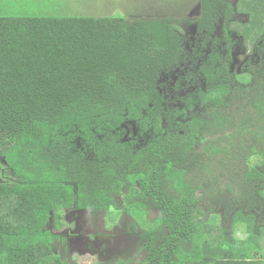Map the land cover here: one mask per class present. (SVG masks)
<instances>
[{"label":"trees","instance_id":"trees-1","mask_svg":"<svg viewBox=\"0 0 264 264\" xmlns=\"http://www.w3.org/2000/svg\"><path fill=\"white\" fill-rule=\"evenodd\" d=\"M6 8L0 4V152L12 180L0 182V264H63L45 227L50 218L56 221L74 204L107 208L108 192L123 183L156 186L166 207L182 209L166 215L187 228L186 207L199 201L191 185L198 187L207 173L226 169L233 175L229 171L239 164L243 146L237 138L264 126L257 87L254 102H246L237 97L241 86L223 83L219 69L215 77L213 68L203 66L198 73L204 70L211 83L218 79L217 88L210 83L200 90L201 100L195 94L178 97L184 107L170 104L159 79L186 54L171 19L131 22L27 10L1 15ZM220 11L229 17L232 7L224 0H201L198 31H212ZM226 95L236 101H225ZM194 102L203 106L201 115L186 120ZM129 119L140 127L141 145L125 139ZM168 177L174 181L166 182ZM147 201L154 198L148 195ZM204 233L194 223L191 237L197 243ZM253 233L246 230L245 245L228 243L236 264H257L248 260L255 252L264 256V243L255 244ZM190 235L182 237L180 253L189 249Z\"/></svg>","mask_w":264,"mask_h":264},{"label":"flooded vegetation","instance_id":"flooded-vegetation-1","mask_svg":"<svg viewBox=\"0 0 264 264\" xmlns=\"http://www.w3.org/2000/svg\"><path fill=\"white\" fill-rule=\"evenodd\" d=\"M224 1L231 5V15L224 17L220 11L212 31H198L200 13L195 19L197 41L192 45L187 42L189 48L186 47L183 34L176 27L180 21L173 22L183 39L186 54L169 73L162 74L159 79L162 84L160 91L165 99L171 100L170 104L177 101L178 105L183 106L178 100L180 96L195 94L194 97L200 99L199 91L206 90L211 83L204 76V70L198 73L203 66L213 68L212 76L215 77L219 74L215 70L219 69L224 77L223 83L228 82L231 87L241 86L242 90H238L237 97L246 102H254L252 90L257 87L256 90L264 100V29L257 33L255 22H264V16L254 14L255 21L252 19V8L261 10L263 4L261 0H254L252 6L247 7L246 0ZM257 1L259 4H256ZM217 26L218 31L215 29ZM212 55L215 62L211 61ZM217 80L216 84L211 83L212 90L217 88ZM227 100H232L230 95L225 97ZM202 109L200 103H192L191 109H186V120L192 115H201ZM224 112V115H228L226 110ZM177 120L183 121L181 117ZM134 122L138 129L129 139L137 140L141 145L142 133L137 122ZM123 129L127 139V129ZM252 130L253 134H240L237 138L243 146L239 144V164L229 171L233 175L227 174L226 169L224 174L207 173L204 180L198 182V187L191 185V188L194 187L191 194L199 201L197 207H186L185 216L187 220L190 218L187 228L184 224L178 227V220L166 215L167 211L177 212L182 209L171 210L166 207L160 197L161 191L156 186L150 183L147 188L145 184L123 183L119 191L108 192L112 195V202L107 208L74 204L64 208L56 221L50 218L45 227L53 236L54 254L63 264H83L87 260L90 264H236L235 253L229 250L228 244L223 243L220 237H227L228 241L230 238L241 237L237 228L243 221L256 233L264 227V126H253ZM228 146L233 151L232 143ZM90 154L94 155L93 152ZM168 181L173 182L174 179L168 177ZM170 193L173 195L174 192ZM147 194L154 198L153 203L147 201ZM135 195L137 200L133 199ZM111 208L118 211L116 220L109 213ZM147 222L149 226H145ZM194 223L204 228L205 235L201 243L196 242L199 239L191 237ZM210 225L215 229L210 231ZM52 229H55V233ZM188 235L191 237L186 244L189 249H184L186 253H180L178 245L182 237ZM242 235L246 237V229ZM58 240L54 248V241ZM233 245L236 248L238 243ZM78 256L87 260L77 262L78 258L75 257ZM249 258V262L264 264V256L260 252H255Z\"/></svg>","mask_w":264,"mask_h":264},{"label":"rangeland","instance_id":"rangeland-1","mask_svg":"<svg viewBox=\"0 0 264 264\" xmlns=\"http://www.w3.org/2000/svg\"><path fill=\"white\" fill-rule=\"evenodd\" d=\"M254 0H246L245 5L251 7ZM263 3L264 0H261ZM114 3V5H111ZM1 5L7 6V11L1 13V15H16L20 13H24L23 11L27 10L28 12H34L35 14H69V15H94V16H116V17H124L128 21H135L142 18L147 21L155 20L161 21L165 18L172 19V22L180 21L178 27L179 31L183 34L184 41L186 47L189 48L191 45L197 41L195 39L196 36V22L195 19L201 13V0H1ZM256 4H259L257 1ZM116 5V6H115ZM260 16H264V5L260 10ZM257 13L256 15H258ZM254 12L252 13V19L254 20ZM21 15V14H20ZM188 20V21H186ZM186 21V22H183ZM255 21V20H254ZM256 22V31L257 33L264 29V22ZM218 27H215L216 31H218ZM127 129L126 138L129 140V137H133L137 131V125L132 120H126L123 124ZM11 171L7 168L5 160L3 158V154L0 152V182L4 180H12L11 179ZM136 206V205H134ZM128 207V206H127ZM64 213V212H63ZM111 216L113 215V219L118 217V211L114 208L110 210ZM116 220V219H115ZM239 221V220H237ZM241 222V221H239ZM240 224L237 228L241 237L230 238L229 241L227 237L221 238L227 244L230 242L231 245L234 243H241V245H245L242 243L243 239H250L248 236L244 237L242 232L247 230L253 233V229L248 226L245 221ZM68 226V225H67ZM145 226H149L148 222ZM264 228V227H263ZM55 233V229H52ZM58 232H63L58 230ZM257 235L254 237V243L257 244L260 242V245H263L264 240L260 233H253ZM54 248L59 243V240L56 242ZM94 257V256H92ZM90 257V258H92ZM78 258L77 262L84 261V257H75ZM210 258H212L210 256ZM49 258H47L48 260ZM87 260V259H86ZM83 264H90V261H85Z\"/></svg>","mask_w":264,"mask_h":264},{"label":"water","instance_id":"water-1","mask_svg":"<svg viewBox=\"0 0 264 264\" xmlns=\"http://www.w3.org/2000/svg\"><path fill=\"white\" fill-rule=\"evenodd\" d=\"M137 19L139 18V17H136ZM140 19H142V18H140Z\"/></svg>","mask_w":264,"mask_h":264},{"label":"crops","instance_id":"crops-1","mask_svg":"<svg viewBox=\"0 0 264 264\" xmlns=\"http://www.w3.org/2000/svg\"><path fill=\"white\" fill-rule=\"evenodd\" d=\"M116 6V5H115Z\"/></svg>","mask_w":264,"mask_h":264}]
</instances>
